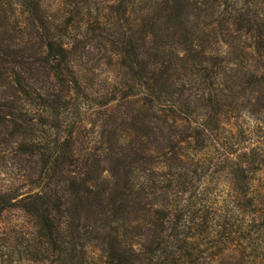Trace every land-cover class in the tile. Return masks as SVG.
<instances>
[{
    "label": "trees",
    "instance_id": "trees-1",
    "mask_svg": "<svg viewBox=\"0 0 264 264\" xmlns=\"http://www.w3.org/2000/svg\"><path fill=\"white\" fill-rule=\"evenodd\" d=\"M257 132L264 0H0V264H264Z\"/></svg>",
    "mask_w": 264,
    "mask_h": 264
},
{
    "label": "rangeland",
    "instance_id": "rangeland-1",
    "mask_svg": "<svg viewBox=\"0 0 264 264\" xmlns=\"http://www.w3.org/2000/svg\"><path fill=\"white\" fill-rule=\"evenodd\" d=\"M239 141L243 144H247V145H244L243 147H246V146H248L249 148L258 147V149L261 150L260 153L264 155V133L257 132V133H254L253 135L249 133H246L244 135L241 134L239 137ZM241 147H242V144L240 146V149ZM225 166L231 169H234L233 167L235 165L229 162H221V164H219V167H218V169H221V172L214 174V176L217 178L218 184L215 183V185L212 187L215 189L214 191L215 199H217V201H220V203L217 206L218 214L220 215L228 214V216H231L235 222L239 223L240 222L239 219L240 217H242L241 215L243 213H238L236 212L238 210L236 211L233 210V205H234L235 196H236V192L234 190L242 182L233 180V186H232L233 188L230 187L231 185L227 184L226 181L230 180L231 177L226 176L225 175L226 173L222 171V169H224ZM249 180L251 182V185L262 188V190L264 191V166H263V169H261L260 171L255 172V174L253 175L251 174L249 176ZM245 210L246 211H244L245 215L243 218L247 224L249 223L247 221H250V220L256 221L258 219V216L254 215L253 213L254 210L252 208H247ZM258 226H260V223L254 224L253 228L258 227ZM259 230H260V233H262L264 231V226L259 228Z\"/></svg>",
    "mask_w": 264,
    "mask_h": 264
}]
</instances>
